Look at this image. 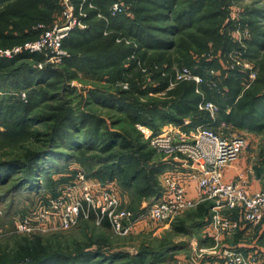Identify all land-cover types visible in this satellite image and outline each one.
I'll return each mask as SVG.
<instances>
[{
    "label": "trees",
    "instance_id": "obj_1",
    "mask_svg": "<svg viewBox=\"0 0 264 264\" xmlns=\"http://www.w3.org/2000/svg\"><path fill=\"white\" fill-rule=\"evenodd\" d=\"M74 1L79 3L80 0ZM90 1L95 6V9L88 10L90 25L86 30L72 32L70 37L64 41L63 48L69 50L71 54L65 60H78L95 71L109 67V64L113 67L118 66L116 75L129 84V89H119L117 98L123 108L125 106L129 110L126 111L127 115L136 125L140 124L158 131L165 124H182L185 119H191L196 125L210 124L213 122L210 114L198 109L199 104L206 100L213 102L220 109L219 119L214 123L216 127L225 122L232 130L241 128L262 131L264 129L263 121L260 120L261 116H264V60L261 62L260 73H257L256 80L249 88L244 86L249 80V73L239 69L231 70L228 66L230 54L233 52L241 53V57L248 60L249 58L256 59L260 51L264 50V32L258 31L254 21L252 23L244 19L245 17L233 21L230 5L225 7L214 5L216 0ZM115 2L123 3L127 8V13L113 17L110 7ZM181 5L187 7L178 9L177 7ZM61 11V0H0V48H13L36 40L41 35L38 26L53 25L60 18ZM100 14L104 18L95 19ZM257 14L256 18H260L264 13L259 11ZM237 28L248 29L250 38L239 42L233 40L231 32ZM106 29L111 32L109 37L104 34ZM118 39L124 40L118 44ZM126 40L131 41V44H126ZM150 51L153 53L150 54ZM78 53L82 54L78 57ZM24 60L31 61L34 65L27 64L25 67H20L18 63ZM128 60L130 63L127 67L123 62ZM44 62L43 54L26 52L12 59L0 58V72H2L0 82L9 79V83L18 95H14L16 102L8 101L11 105L6 110L2 108L5 111L1 109L0 115L7 117L8 112L15 116L19 114V110L27 114L37 106V97L36 100L33 97L36 91L33 87L36 84L55 82L52 80L63 77L59 69H51ZM39 64L44 65L42 69L39 68ZM138 66L140 71L137 80L123 77V74ZM174 67L176 69L189 68L195 75L203 78V83L197 85L194 81L182 82L175 89L168 91L166 98H156L147 105L141 102L150 93L158 94L169 88L170 80L175 78L176 69ZM107 71L111 73L109 69ZM21 72L33 75L20 77L18 74ZM147 73L153 75L148 76L149 79L145 77L143 79V75ZM224 86H227V90ZM21 89L26 90L25 98L19 92L22 91ZM29 89L33 91H28ZM93 94L98 95L96 92ZM100 94L105 96L104 100L109 99L108 94ZM26 117L25 115L22 119ZM41 118L43 117L34 119L46 121ZM52 119L57 122L53 127L56 133L59 130H67L66 132L72 137L73 117L64 113ZM20 127L22 130L23 127ZM82 128L86 129V125ZM21 130L16 132L20 133ZM109 135L111 136L112 133ZM130 137L127 138L131 141L132 137ZM119 140L124 141L125 139L119 137ZM86 144H89L88 141L80 146H73L71 142L65 148L76 150L77 146L86 148ZM46 152V150L34 151L23 160L1 161L0 171L6 170V173L0 174V177H7L10 173L17 174L18 170H22L25 178L22 179L20 186L28 188L29 192L37 190L38 193L41 189L39 180L45 176L49 177L51 173L58 170L56 161L55 163L50 159L47 161L48 158L53 157L55 160H60L56 152L54 155ZM143 152L144 149L138 151L136 148L135 156L145 155ZM160 170V167L150 166V169L141 167L137 174L132 176V182L145 174L146 185L143 187V192L148 188V192L154 193L159 186L151 183V178L154 180V175ZM62 181L67 182L69 179H62L59 183L53 181L46 189L44 196L60 195L58 188L63 183ZM203 205L210 207L208 203ZM209 209L201 206L198 212L200 214L205 210L207 213ZM105 224L109 225L107 222ZM16 256L11 264H86L89 262L99 264L97 258L104 260L105 263L130 255L120 252L115 255L116 258H112V255L107 257L100 250L92 247L74 253L50 252L36 242V244H24L16 250Z\"/></svg>",
    "mask_w": 264,
    "mask_h": 264
},
{
    "label": "rangeland",
    "instance_id": "obj_2",
    "mask_svg": "<svg viewBox=\"0 0 264 264\" xmlns=\"http://www.w3.org/2000/svg\"><path fill=\"white\" fill-rule=\"evenodd\" d=\"M185 5L177 8H186ZM214 5H224V7L230 5L233 18L240 20L245 17L244 19H248L252 23L254 21L258 31L264 32V14L260 18H256L257 12L264 13V0H216ZM128 7L130 8V6ZM89 9L91 8L86 10L87 13ZM87 17L89 18V13ZM103 18L104 16L100 14L95 19ZM89 21L86 22L88 27ZM110 34L111 32L108 31L106 36ZM123 40L118 39L117 43L120 44ZM125 43L129 45L131 41L126 40ZM63 49L64 56L51 68L59 69L63 77L52 80L55 82L36 84L33 87V90L36 91L33 97L35 100L37 97V106L27 114H23L25 112L19 110V114L15 116L8 112L7 117L0 115V162L23 160L29 153L41 150H46V153H52V155L56 152L57 157L60 158V160H55L53 157L48 158L47 161L51 160L54 163L56 161L58 170L51 173L49 177L45 176L39 180L41 189L38 193L37 190L29 192L28 188L20 186L22 179L25 178L22 170H18L17 174L10 173L7 177H0V264H11L17 257V249L24 244H36V242H39L42 248L50 252L74 253L92 247L95 250H100L107 257L112 255V258H116L115 255L120 252L130 255L105 263L104 260L97 258L99 264H195L193 261L195 246L201 247L202 242L208 246L213 244V240L207 237L210 230L211 209L209 208L211 205L210 207L199 205L177 215L171 222L163 225L148 223L127 236L115 234L110 225L105 222L98 224L94 215L88 218L81 217L80 221L68 230L57 226V228L36 234L17 232V222L25 216H31L42 201L51 197V194L44 195L52 182L59 183L62 179H69L67 182L62 181L63 183L58 188V190H67L68 186L73 184L74 176L72 177V175L75 171L85 172L93 183H108L113 179L120 191L121 207L125 209L139 210L142 204L152 203L163 190L159 173L154 175V180L151 178V183H156L159 186L154 193L148 192V188L143 192V187L146 185L145 174L132 182V176L136 175L141 167L150 169V166H153L157 168L158 164L163 161L162 156L157 154L142 136L137 128L138 124L136 125L127 115L126 111L129 110L125 106L123 108L117 98L119 89H129V84L116 75L118 66L113 67L109 64V67L104 66L105 68L95 71L78 60L66 61L65 59L69 58L71 54L69 50ZM80 54L82 53H78L77 56L79 57ZM133 58L134 56L131 57V60ZM244 60L252 64L255 71L260 73L264 50L260 51L256 59ZM123 63L128 67L130 60ZM27 64L34 65L31 61L25 60L18 63L20 67H25ZM43 66V64H39L40 69ZM139 68V66L133 68L130 72L123 74V77L137 80ZM174 68L176 69V67ZM108 69L111 73L107 71ZM143 72L146 71L143 70ZM18 75L29 77L33 74L21 72ZM152 75V73H147L145 76L143 75V79L144 77L149 79L148 76ZM9 82V79L0 82V110L2 108L6 110L11 105L8 101L16 102L15 96H18ZM171 82H173L172 79L169 83ZM155 84L157 83L155 82ZM179 84L177 83L172 89L167 88L166 91L158 94L150 93L141 102L147 105L156 98H166L167 92L175 89ZM224 87L227 90V86ZM21 90L19 92L25 98L26 90ZM33 90L29 89L28 91ZM93 92L98 95H94ZM100 93L108 94L109 99L104 100L105 96H101ZM5 110L2 109V111ZM64 113L73 117L72 137L70 133L66 132L67 130H59L58 133L53 130L57 122H54L52 118L60 117ZM25 115L27 117L22 119ZM35 117H43L41 119L46 121L34 119ZM21 119L22 121H20ZM260 120L264 124V116H261ZM19 125L23 127L22 130ZM85 125L86 129L82 128ZM88 127L90 129L87 130ZM240 129L233 130L234 134L245 138L247 143L240 156L239 165L248 175V180L251 177L255 180L262 179L259 187H262V191H264V129L262 131ZM17 130H21V132H16ZM110 133H112L111 136ZM128 136L132 137H130L131 141L127 138ZM119 137H124L125 140H119ZM85 141L89 143L86 144V148H79L80 144ZM71 142L73 146L79 145L76 150L65 148ZM136 148L138 151L144 149L145 155L135 156ZM4 173L6 170L0 171V174ZM147 192L148 194H146ZM201 206L208 208L209 211L205 213L203 210L199 214L198 210ZM238 215V212L229 214L234 218H237ZM207 245L206 247H208ZM213 248L205 249L207 253L203 254L197 264L212 262L214 259L212 257ZM217 248L220 249L221 246Z\"/></svg>",
    "mask_w": 264,
    "mask_h": 264
},
{
    "label": "built area",
    "instance_id": "obj_3",
    "mask_svg": "<svg viewBox=\"0 0 264 264\" xmlns=\"http://www.w3.org/2000/svg\"><path fill=\"white\" fill-rule=\"evenodd\" d=\"M61 16L51 26L41 24V35L32 41L13 48H0V58L12 59L26 52L43 54L44 64L52 65L63 56L64 41L74 31L86 30L87 7L93 9L90 0H61ZM113 17L127 13L123 3L115 2L110 7ZM233 21H238L232 17ZM235 41L250 38V31L237 28L231 33ZM228 66L231 70L249 73L245 88H249L257 78L254 66L247 63L241 53L230 54ZM214 74V71H212ZM194 81L203 83V78L195 75L189 68H177L175 78L169 89L177 83ZM25 97V95H24ZM198 109L208 112L210 124L196 125L191 119L182 124L168 123L158 131L150 127L137 125L151 148L162 156L163 162L172 164L175 169L162 176L163 190L150 204L138 211L121 207V196L115 182L93 183L83 171H75L73 184L68 189H60V195L42 201L31 216L21 218L16 224L21 234H36L53 229L48 221L58 220L63 230L74 227L81 217H96L97 223H109L112 231L119 236H127L143 223L163 225L171 222L177 215L199 205H211L210 227L216 237H230L243 228L258 227L264 222V191L250 193L247 177L240 175L237 179L225 178L226 169L239 160L246 146V139L234 134L229 126L219 119V107L213 102L203 100ZM186 170L187 173H182ZM195 183L196 196L190 197L189 183ZM226 212H238L235 219ZM57 228V227H55ZM194 263L200 262L205 249H195ZM213 264H264V248L256 246L249 252L231 248H213ZM211 254V253H210Z\"/></svg>",
    "mask_w": 264,
    "mask_h": 264
},
{
    "label": "crops",
    "instance_id": "obj_4",
    "mask_svg": "<svg viewBox=\"0 0 264 264\" xmlns=\"http://www.w3.org/2000/svg\"><path fill=\"white\" fill-rule=\"evenodd\" d=\"M94 8H95V6H94ZM88 20H89V18L87 19V21ZM108 31L109 30L106 29V31L104 32L105 36L108 34ZM239 163H240V160L236 161L230 168L226 169L225 178H227L228 180H234V179H237L240 175L247 177V179L249 178L248 175L246 174V172L243 171V169L241 168ZM158 167L161 168V170L159 172L161 180H162V176L165 172H168V171L175 169V167L168 162H161L160 164H158ZM181 172L187 173L186 170H181ZM261 180L260 179L255 180V178L252 179V177L248 180L250 193L262 190V187L261 188L259 187V184L262 182ZM102 184H104V183H102ZM189 187H190L189 188L190 189V197L194 198L196 196L195 183H193V182L189 183ZM159 194H161V192ZM145 205L146 204H142V206L140 208L144 207ZM136 211H138V210H136ZM229 214H232V212H226L227 216H229ZM229 217H231V216H229ZM231 218H234V217L232 216ZM48 224H49V227L54 226L53 228H55L58 226V220L57 219L49 220ZM145 225H148V223H143L138 228H141ZM138 228H137V230H138ZM209 229H210L208 232L209 235L207 237L213 240L212 246H208L206 243L202 242L201 243L202 246L200 247V246L196 245L195 249L199 248V249H208L209 250L210 248H213L216 246L217 247L221 246V248L227 247V248H231V249L243 250L244 252H249L252 249H254L257 245L264 248V222L261 225H259L258 227L243 228L230 237L217 238L216 233L211 229L210 225H209ZM206 245L208 247H206ZM213 263H214V259L212 260V262H209L207 264H213Z\"/></svg>",
    "mask_w": 264,
    "mask_h": 264
},
{
    "label": "water",
    "instance_id": "obj_5",
    "mask_svg": "<svg viewBox=\"0 0 264 264\" xmlns=\"http://www.w3.org/2000/svg\"><path fill=\"white\" fill-rule=\"evenodd\" d=\"M47 67L52 68L53 66H52L51 63H48V64H47Z\"/></svg>",
    "mask_w": 264,
    "mask_h": 264
}]
</instances>
